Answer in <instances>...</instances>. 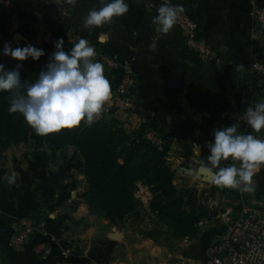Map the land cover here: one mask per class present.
I'll return each instance as SVG.
<instances>
[{
    "label": "crops",
    "instance_id": "crops-1",
    "mask_svg": "<svg viewBox=\"0 0 264 264\" xmlns=\"http://www.w3.org/2000/svg\"><path fill=\"white\" fill-rule=\"evenodd\" d=\"M170 1L183 5L185 13L198 22L203 38L213 50L210 60L201 61L185 51L178 28L158 34L152 23L156 15L144 11L142 0H126L128 13L91 29L83 26L84 18L90 10L102 7L101 0H75L70 4L66 0H11L13 8L6 10L12 14L10 23L3 27L0 20V61L23 67L34 61L29 58L21 62L2 55L6 43L13 48L31 44L51 56L57 39L64 40L66 52L81 38L86 39L95 48L97 61L101 62L107 54L118 60L120 71L110 82L111 92L121 74H130L135 81L120 108L112 106L111 94L103 116L96 119L115 120L129 132L142 124H155L161 132L150 130L156 142L163 139L171 143L182 162L201 166L210 155L206 145L214 139V129L220 126L218 113L227 109L230 98L220 94V88L227 86L225 82H233L229 78L233 69L246 71V62L254 49L253 38L261 36V24L258 26L251 17L250 5H264V0ZM101 36L106 43L99 42ZM172 80L176 86H170ZM14 148L17 152L12 158L10 150ZM43 151L49 158L46 164L28 144L0 151V264L43 261L33 253V246L20 254L12 250L11 234L21 218L32 213L39 215L37 222L44 223L45 232L36 235L33 243L54 249L50 240L58 236L57 232L89 215L86 205L78 200L85 181L78 168L82 163L78 152L72 147L53 154L47 149ZM198 152H206L207 157H198ZM56 155H61L62 160L58 169H51L50 158ZM177 163L184 166L178 160ZM182 172L186 176H179L181 183L188 177H197L189 173L192 171Z\"/></svg>",
    "mask_w": 264,
    "mask_h": 264
},
{
    "label": "rangeland",
    "instance_id": "rangeland-1",
    "mask_svg": "<svg viewBox=\"0 0 264 264\" xmlns=\"http://www.w3.org/2000/svg\"><path fill=\"white\" fill-rule=\"evenodd\" d=\"M261 30H263L262 26ZM253 41L254 49L246 62V71L242 68L230 71L229 78L233 82H225L227 86L223 89L219 87V92L232 99H238L245 93L251 98L250 104H257L264 102V87L261 82L253 85L250 77L246 82H242L245 75L264 76V62L258 59L259 52L256 50L264 47V34L259 38H253ZM49 57L45 54L39 61H33V68L41 64L43 70L49 62ZM254 70L256 73H253ZM245 117L246 113L230 107L218 113L219 121L226 120L241 126H247ZM120 126L129 132L123 125ZM254 136L264 140V129ZM155 144L166 151V161L174 174L175 188L196 190L194 207L190 205L184 207V211L192 217L191 226H177L175 223H181L180 219L178 220L174 213L165 215L164 201L157 200L146 185L137 183L134 196L139 202V207L135 215L115 225L91 213L78 224L71 222L66 229L63 228L57 232L56 238L50 240V244L54 243V249L49 245L51 252L45 258L39 256L43 260H40L42 262L40 264H206L201 259L206 235L214 234L218 235L215 238H221L244 222L248 216L260 215L264 218V166H261L260 171L253 177L254 190L241 192L218 185L213 178L197 174L201 166L191 165L186 159L182 162L175 154L177 151L173 150L174 146L171 143L160 139ZM16 152L17 149H11L10 157L13 158ZM197 156L205 158L207 153L198 152ZM200 158L199 161H201ZM50 160L52 163L50 168L58 169V163L61 162L62 157L56 155ZM177 160L184 166H179ZM232 163L229 159L222 162L220 166H231ZM236 166L239 167V162H236ZM78 168L82 169V163L78 165ZM182 170L192 171L193 176L197 177H188L184 183H181L179 176H186ZM81 187L78 200L85 205L83 196L87 187L86 180ZM200 207L205 209L202 215L199 213ZM223 229L225 231L218 234ZM210 256V253L206 251L205 258L210 259ZM220 256L223 257L222 254Z\"/></svg>",
    "mask_w": 264,
    "mask_h": 264
},
{
    "label": "clouds",
    "instance_id": "clouds-1",
    "mask_svg": "<svg viewBox=\"0 0 264 264\" xmlns=\"http://www.w3.org/2000/svg\"><path fill=\"white\" fill-rule=\"evenodd\" d=\"M101 2L102 7L90 10L84 18L85 28L109 24L129 11L126 0ZM184 12L183 5H161L152 19L156 32L167 34ZM99 42L107 41L101 36ZM54 48L48 64L33 83L21 80L19 69L23 64L6 70L5 65L0 63V91L12 93L9 112L20 113L38 134L72 128L81 121L91 125L111 97V86L104 75V66L95 59L96 51L89 41L81 38L66 52L64 40L60 38L54 42ZM2 55L21 62L29 58L39 61L45 52L31 44L13 48L6 43ZM245 119L255 132L264 129V102L248 107ZM239 127L238 123H234L214 129V139L206 145L210 155L201 169L211 175L218 185L252 192L253 177L264 166V140L257 139L251 133L238 132ZM229 159L233 162L231 166H220ZM236 162H239V167Z\"/></svg>",
    "mask_w": 264,
    "mask_h": 264
},
{
    "label": "trees",
    "instance_id": "trees-1",
    "mask_svg": "<svg viewBox=\"0 0 264 264\" xmlns=\"http://www.w3.org/2000/svg\"><path fill=\"white\" fill-rule=\"evenodd\" d=\"M11 19V12L0 8L1 26H6ZM256 50L259 52L258 59L264 62V47ZM107 56L118 62L114 56L108 54ZM0 63L5 65L6 70H12L17 65L15 62ZM19 71L22 81L33 83L42 71V65L38 64L33 68L30 63ZM113 73L115 72L104 68V75L109 82L112 81ZM249 77L253 85L261 82L264 87V76L245 75L242 82L249 80ZM239 92L241 94V91ZM11 96L12 93L8 91H0V151L28 144L38 152L40 159L46 164L49 158L44 149L53 154L72 147L82 160L81 172L87 184L83 200L92 215L107 220L112 225L135 215L139 207V202L134 196L136 184L142 183L157 200L164 201L165 215L176 214L177 219L181 221L175 223L177 226H191L192 217L184 211V207L188 205L194 207L196 190L187 188L177 190L173 185L174 174L167 165L166 151L146 138V133L150 130L161 134L157 125L142 124L139 128L126 132L115 120L101 118L91 125L81 121L72 128L38 134L20 113L9 112ZM250 100L245 93L238 99L230 97L226 108L246 113L248 107L255 106L250 104ZM219 123L220 127L232 125L226 120ZM238 132L257 134L248 125H240ZM204 210L200 207L199 213L204 214ZM32 214L29 218L38 223L36 216L39 215ZM223 231L225 230L218 234ZM216 236L218 235L210 234L204 237L202 261H205V252L214 244Z\"/></svg>",
    "mask_w": 264,
    "mask_h": 264
},
{
    "label": "built area",
    "instance_id": "built-area-1",
    "mask_svg": "<svg viewBox=\"0 0 264 264\" xmlns=\"http://www.w3.org/2000/svg\"><path fill=\"white\" fill-rule=\"evenodd\" d=\"M75 0H66L68 4ZM144 11L148 14L157 15V9L166 3L174 4L170 0H142ZM251 17L255 22H259L264 34V5H257L252 2ZM0 8L11 10L13 4L11 0H0ZM174 27L178 28L183 38V48L185 51L194 54L199 60L205 61L212 57V50L207 46L199 30L198 22L189 14H181ZM263 32V34H262ZM2 42L0 39V46ZM101 63L104 68L117 73L119 63L103 55ZM262 69V68H259ZM113 73V76L115 75ZM253 73H256L255 70ZM135 86V81L130 74H122L119 82L114 86L111 94L113 97L112 106L120 108L121 104L128 97L129 91ZM146 138L152 143H156L153 132L148 131ZM156 145V144H155ZM16 229L11 234V247L16 253H24L30 246L34 254L45 258L51 252L50 247L44 244H34L36 235H43L45 225L43 222L35 223L29 217H23L15 226ZM34 244V245H33ZM210 259H205L206 264H264V218L260 215H251L245 221L238 224L221 238H216L214 244L207 250ZM223 255V257L220 256ZM217 259V260H216Z\"/></svg>",
    "mask_w": 264,
    "mask_h": 264
},
{
    "label": "water",
    "instance_id": "water-1",
    "mask_svg": "<svg viewBox=\"0 0 264 264\" xmlns=\"http://www.w3.org/2000/svg\"><path fill=\"white\" fill-rule=\"evenodd\" d=\"M259 25H260V24L258 23V26H259ZM169 84H170V86H172V87H173V86H176V83H175V81H173V80L170 81ZM189 173H192V172H189ZM199 174H203V175H205V176H207V177L213 178L211 175H208V174L204 173V172L202 171V169L199 170Z\"/></svg>",
    "mask_w": 264,
    "mask_h": 264
}]
</instances>
